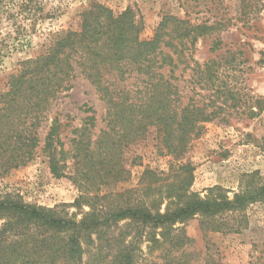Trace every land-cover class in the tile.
Masks as SVG:
<instances>
[{"label": "trees", "instance_id": "trees-1", "mask_svg": "<svg viewBox=\"0 0 264 264\" xmlns=\"http://www.w3.org/2000/svg\"><path fill=\"white\" fill-rule=\"evenodd\" d=\"M144 28L138 8L128 6L115 13L94 2L81 14L79 29L68 30L36 57L24 60L0 91V177L32 161L41 149L52 173L69 176L78 186L71 206L81 214L79 219L62 218L55 210L27 204L14 194L0 195V264H136L133 245L121 241L118 252L110 251L123 235L121 230L110 235V222L125 219L161 227V239L152 241L165 247L162 264H179L172 251L191 238L174 226L177 222L201 213L209 228L210 223L216 225L218 213L264 197L262 186L259 196L193 199L189 185L194 168L183 158L193 139L203 133L204 123L223 108L209 110L192 99L185 103L176 70L180 64L191 68L192 49L209 27L169 14L152 38H142ZM197 67L202 75L211 68ZM79 75L105 103L104 126L98 132L91 106L84 104V111L91 113L75 126L63 123L61 117L67 114L54 110ZM152 127L158 153L173 158L171 170L164 174L147 169L136 189L98 193L102 185L127 178L123 152L147 138ZM67 129L72 135L65 141L62 131ZM72 166L74 172L68 174ZM127 193L130 199L141 193L142 201L136 197L134 203L121 201Z\"/></svg>", "mask_w": 264, "mask_h": 264}, {"label": "rangeland", "instance_id": "rangeland-1", "mask_svg": "<svg viewBox=\"0 0 264 264\" xmlns=\"http://www.w3.org/2000/svg\"><path fill=\"white\" fill-rule=\"evenodd\" d=\"M94 2L115 13L128 6L138 8L145 23L142 38H152L162 17L169 14L209 27L192 49L191 68L180 64L176 70L185 103L192 99L209 110L223 108L204 123L203 133L184 155L183 161L194 168L189 191L193 199L209 201L233 200L244 193L259 196L264 186V0H0V91L7 88L24 60L36 57L68 30L79 29L81 14ZM197 64L202 69L210 64L209 73H199ZM84 104L96 112L94 130L98 132L104 126L105 103L84 76L73 80L72 89L62 95L54 110L67 114L61 117L63 123L75 126L91 113L84 111ZM46 131L47 127L41 130L42 139ZM71 135L69 129L62 131L65 141ZM155 136L152 127L147 138L128 145L122 163L129 175L102 185L98 193L136 189L147 169L168 173L173 158L158 153ZM67 170L74 172L73 166ZM6 192L27 204L55 210L62 218H81L80 211L71 206L79 195L78 186L69 176H55L41 149L32 161L0 177V195ZM134 197L130 199L127 193L121 201L134 203ZM135 199L142 201L141 193ZM214 219L216 225L210 223L207 228L208 218L197 213L174 225L191 238L172 251L179 264H264V197L218 213ZM110 226V235L123 232L111 252H118L124 241L133 245L130 251L136 264L164 263L165 247L152 241L161 239V227L131 219L112 221Z\"/></svg>", "mask_w": 264, "mask_h": 264}]
</instances>
